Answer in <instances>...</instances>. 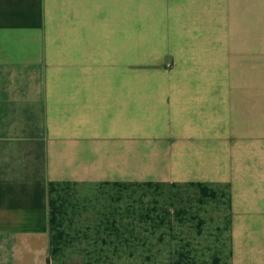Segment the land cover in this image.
<instances>
[{
  "label": "crops",
  "instance_id": "0c3cea01",
  "mask_svg": "<svg viewBox=\"0 0 264 264\" xmlns=\"http://www.w3.org/2000/svg\"><path fill=\"white\" fill-rule=\"evenodd\" d=\"M169 59L263 74L264 0H0V264H138L134 87ZM212 206L160 264H264Z\"/></svg>",
  "mask_w": 264,
  "mask_h": 264
},
{
  "label": "rangeland",
  "instance_id": "374dc122",
  "mask_svg": "<svg viewBox=\"0 0 264 264\" xmlns=\"http://www.w3.org/2000/svg\"><path fill=\"white\" fill-rule=\"evenodd\" d=\"M250 69L248 77L216 75L207 67H173L170 59L138 67L131 173L138 242L147 239L138 243V264H160L158 236L174 244L184 231L192 242L197 231L213 228L194 227V218L186 221L192 226H176L178 209L199 217L200 204L214 205L210 218L229 217L235 257L247 242L252 254L264 251V71Z\"/></svg>",
  "mask_w": 264,
  "mask_h": 264
}]
</instances>
